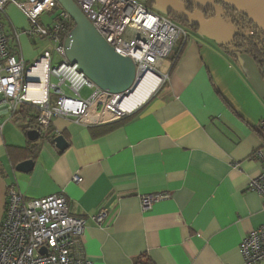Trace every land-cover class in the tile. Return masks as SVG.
Listing matches in <instances>:
<instances>
[{"label":"crops","instance_id":"0c3cea01","mask_svg":"<svg viewBox=\"0 0 264 264\" xmlns=\"http://www.w3.org/2000/svg\"><path fill=\"white\" fill-rule=\"evenodd\" d=\"M190 17L199 29L176 23L188 40L169 80L123 120L84 126L55 118L52 135L33 143V111L0 115V224L15 186L27 201L64 195L71 214L86 219L83 251L93 264H245L240 245L264 225L261 197L249 188L263 166L255 155L264 152V78L251 56L222 49L232 23ZM23 18L7 8L8 36ZM58 136L69 145L63 152ZM27 160L33 169L18 171ZM151 195L166 198L143 211ZM101 210L103 226L91 220Z\"/></svg>","mask_w":264,"mask_h":264},{"label":"built area","instance_id":"2783aa9c","mask_svg":"<svg viewBox=\"0 0 264 264\" xmlns=\"http://www.w3.org/2000/svg\"><path fill=\"white\" fill-rule=\"evenodd\" d=\"M72 1L106 45L131 61L135 69L134 91L126 96L103 91L77 65L71 64L68 43L76 23L58 0H0V115L16 119L23 107L30 109L36 120L35 130L42 139L50 137L55 118L97 126L130 116L141 105L132 111H120L118 104L132 97L147 76L155 77L152 95L163 86L188 40L185 29L156 15L137 0ZM9 6L18 8L29 22L30 28L23 34L34 42L40 39L50 44L49 50L31 66L18 58L17 48H14L16 54L11 50L12 39L3 22ZM55 12L56 17L50 23L39 22ZM22 33L16 32L15 39L19 40ZM40 66L46 72L38 73ZM40 72L46 78L42 98L31 93L32 87L42 84ZM53 79L58 83L53 84ZM85 89L92 91L87 99L82 96ZM255 156L263 166L260 175L250 181L249 188L259 194L264 210V152L258 151ZM73 181L80 183L82 179L75 176ZM165 198L143 197L142 210L151 209L155 202ZM107 217V212L101 210L91 220L103 226ZM85 227L86 219L71 214L64 195L27 201L15 186H10L0 224V264H93L83 251ZM240 252L245 264L264 262V225L243 239Z\"/></svg>","mask_w":264,"mask_h":264},{"label":"water","instance_id":"95a60500","mask_svg":"<svg viewBox=\"0 0 264 264\" xmlns=\"http://www.w3.org/2000/svg\"><path fill=\"white\" fill-rule=\"evenodd\" d=\"M248 16L264 30V0H220ZM76 23V28L68 43V60L77 65L91 82L111 94L127 95L134 91L135 69L130 60L120 56L99 36L88 19L72 0H58ZM30 142L42 139L39 131L31 129L27 133ZM58 151H65L69 145L63 136L55 137ZM34 161L27 160L17 166L18 171L29 172ZM43 249L42 253L45 254Z\"/></svg>","mask_w":264,"mask_h":264},{"label":"trees","instance_id":"16d2710c","mask_svg":"<svg viewBox=\"0 0 264 264\" xmlns=\"http://www.w3.org/2000/svg\"><path fill=\"white\" fill-rule=\"evenodd\" d=\"M185 1V0H184ZM213 6L207 9L196 6L193 3L187 2L189 5L187 9L193 12L194 9H199L203 14L204 18L209 20L216 18L217 16H222L227 19L235 27V34L231 42L227 45L222 46V49L228 55H238L241 53L248 54L251 56L257 63L259 70L264 78V30L260 28L256 23H254L248 16L237 11L233 7L225 4L220 0H212ZM221 11V14L219 13ZM171 17V19H170ZM171 21L174 19L177 23L180 22L184 28L197 31L199 28L198 24H192L185 17H175L172 13L169 18ZM173 21V22H175ZM23 113L29 114L31 110L23 107ZM21 111V112H22ZM32 112V111H31ZM26 114V115H27ZM36 121L34 117H31V124H34ZM35 129V127H33ZM264 133V129H263ZM50 135H52L50 133ZM135 264H152L150 260L147 259H138Z\"/></svg>","mask_w":264,"mask_h":264},{"label":"rangeland","instance_id":"374dc122","mask_svg":"<svg viewBox=\"0 0 264 264\" xmlns=\"http://www.w3.org/2000/svg\"><path fill=\"white\" fill-rule=\"evenodd\" d=\"M137 1L147 6L156 15L166 18H169L171 13L178 18L181 17L189 18L191 15H193V13H196L197 15L199 13L202 14L199 11V9H194L193 12L190 11V9L188 10L187 6L189 4L185 1H188L189 3H193L196 6L202 5L204 3L203 0H185V1L184 0H137ZM55 17H56V12L53 14H47L39 22L41 24L43 21L50 23L51 21H53ZM172 20L175 21L174 19ZM175 23H177V21H175ZM19 24H20L19 28L21 33L30 28V24L26 19V17L21 19L19 21ZM177 24L183 26L180 24V22ZM9 31H10L9 37L12 38L10 43L11 50L13 51V53L16 54L14 48H17V50L20 51V53L17 54L18 58H23L27 66L33 65L43 55V53L46 50H49L50 48V44L48 42L42 41L40 39L34 42L31 38H29L26 34L23 33L19 37V40H17L15 39L16 37L15 32L12 31L11 29H9ZM14 40H16V42ZM57 60L58 58L56 57L55 63L57 62ZM52 83L56 84L58 82L57 80L53 79ZM91 93H92L91 90L86 89L82 92V96L87 99L90 97ZM69 94L73 95L70 92Z\"/></svg>","mask_w":264,"mask_h":264},{"label":"bare ground","instance_id":"6f19581e","mask_svg":"<svg viewBox=\"0 0 264 264\" xmlns=\"http://www.w3.org/2000/svg\"><path fill=\"white\" fill-rule=\"evenodd\" d=\"M44 70L46 72V69L43 68V66H40L37 71L39 73V71H44ZM43 74L44 72L43 73L40 72V76L42 78L41 86L32 87V90H31V93H33L34 96L39 97V98H42L44 96L45 89H46L45 87L46 78L43 76ZM155 86H156L155 77L147 76L144 79L142 85L136 90V93L132 97L118 104L120 111H132L136 109L139 105H142L144 102H146L150 98Z\"/></svg>","mask_w":264,"mask_h":264}]
</instances>
